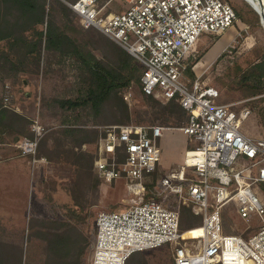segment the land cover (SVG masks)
I'll return each mask as SVG.
<instances>
[{
    "label": "built area",
    "instance_id": "obj_1",
    "mask_svg": "<svg viewBox=\"0 0 264 264\" xmlns=\"http://www.w3.org/2000/svg\"><path fill=\"white\" fill-rule=\"evenodd\" d=\"M115 1L75 0L68 4L85 28L99 29L138 59L143 66L142 89L147 94L174 99L189 112L188 123L181 129L196 145L187 150L181 169L166 176L162 184L181 191L182 182L190 181L188 200L203 217V231L181 238L180 211L156 198L142 199L124 210H102L96 217L92 264H126L134 252L165 244L173 245L175 264H227L228 254H232L233 264H264V199L255 190L264 183V138L242 131L252 113L249 105L236 109L234 104L222 103L218 88L186 76L197 39L235 25L233 4L229 0H121L122 9H112ZM11 107L8 96L0 105V127L2 110ZM30 129L32 136L19 138L15 145L22 155L35 156L48 129L37 117ZM167 129L134 124L105 129L95 162L99 176L110 182L119 177L143 180L152 174ZM240 154L251 160V166L231 172L229 168ZM187 168L193 169L196 179L186 177ZM173 184H180V190ZM131 191L145 195L147 189L141 185L139 192ZM232 200L249 230L255 229L252 234L225 233L222 207ZM188 241L195 243L189 245Z\"/></svg>",
    "mask_w": 264,
    "mask_h": 264
},
{
    "label": "rangeland",
    "instance_id": "obj_2",
    "mask_svg": "<svg viewBox=\"0 0 264 264\" xmlns=\"http://www.w3.org/2000/svg\"><path fill=\"white\" fill-rule=\"evenodd\" d=\"M65 1L67 3L70 2L68 0ZM229 1L233 4L234 8L240 9L251 22H248L243 15H237L235 25L227 31L219 33V36L214 37L209 33L202 34L195 44V49L199 52L197 59L191 64L193 77L189 75L188 70L186 76L191 80L199 79L204 83L218 88L220 91L219 100L222 103L234 104L236 109L245 104L249 105L252 113L243 122L242 131L254 138H264V84L261 88H252L239 80L243 70H247L257 62L264 60V25L261 20V15L250 2L247 0ZM122 3L121 0L115 1L112 3V9H119V5ZM75 13L73 14V18L76 22H79L77 18L78 14L76 13V15ZM88 31L94 38V43H91L92 50L100 59L108 62V64L115 65L117 63V58L114 56L111 47H124L103 34L97 28H91ZM229 33H233V37L221 51L219 50L220 52L218 51L219 53L217 52L215 56H211L209 59L210 51L215 47L218 41H221L220 39L224 35L226 36ZM225 39L224 41L228 40L227 38ZM224 52L226 53L220 57ZM201 61L204 62V65L200 70H197L196 65ZM61 68L63 67H59V65H53L49 68L46 62L41 74H28L22 71L17 76H11L4 81L1 80L0 77V105L3 104V100L6 97L10 96L12 107L7 109H19L18 105L19 102L21 103L22 98L24 96L25 98H29L34 109L31 113L32 115L29 116V126H31L33 118L37 117L48 129L41 140L47 135H55L54 137L56 139L53 145L55 147L52 149V152L50 151V153L54 155V158L58 156L66 160L67 155H69L71 161L75 164L74 154L82 153L86 155V162L90 161L91 165L93 162V168H82L79 169L80 173L78 172L80 180L85 181V183L83 182V184L81 183L78 185V192L80 198L85 203L84 212L87 213V217L84 219L85 221H83L85 223L81 225V228L84 230V236L89 239L86 249L83 253L81 252L82 257L80 256V264H92L97 213L102 210H124L142 199L148 200L156 198L164 203V205L178 209L179 211L184 206L183 221L181 219V223L183 226H191L183 230L184 235L182 238L192 235V232L186 231L202 225L203 217H196L189 209L190 206L193 207V203L188 200V186L190 181L185 180L182 184L180 183L182 186L180 184H173V186H176L179 190L181 186V191L165 188L162 184V180L166 176L181 169L183 163L178 165L175 158L179 155L177 150L185 145L186 139L189 140V145L192 143V146L188 150L193 149L196 145L191 137L181 129L187 120H189V112H186L185 116L176 113L175 116L173 115L168 121V119H166L168 115L163 112V109L165 106L170 105L169 101L155 95L152 97L145 95L141 88V82H133L128 89L122 90L117 96L107 101L98 116L93 115V118L89 120L90 124L98 128L99 136L94 141L89 142V147H86L87 149L82 151L83 144H78L75 138H72L73 136L65 137L60 133L63 127H61V113L59 108L52 107L45 109L42 106V99L45 96L62 93L70 94L69 85L73 82L77 83L80 71L75 65L74 71L70 72H66L65 68ZM27 83L28 85H26ZM75 95H77V93H75ZM129 124L140 126L161 125L168 127L162 135L163 137L167 135V132H172L170 137L166 136L167 139L165 138L168 147L165 146V148L162 149V155L156 170L152 174L145 176L143 180L132 181L126 177H119L110 182H105L99 176L95 165L100 154V138L108 127ZM3 133L5 132L1 126L0 140L3 143L2 145L5 144V136H3ZM15 133L19 138H21V135L22 137L30 136V134H20L21 132L19 131ZM162 137L160 140L161 147ZM65 140L71 143H67ZM60 143L62 145H60ZM65 150H67V152H65ZM61 152L64 153L59 154ZM38 154L39 152H37L36 155ZM163 163L165 164L164 166H167L166 169L165 167L164 169L162 168ZM251 163L248 157L240 154L229 169L231 172H236L251 166ZM74 171L73 169V172ZM186 177L190 180L197 178L192 168H187ZM86 178H88V184H86ZM141 185L142 187H146L147 193L145 192L144 195L141 191V194L135 195L131 190L135 189L139 192ZM235 186L236 185L232 186V188H235ZM255 190L260 198L264 199V186L261 184ZM185 207L188 208L186 212H184ZM222 215L225 233L248 236L255 231V229L249 230V223L239 214L237 202L234 200L229 201L222 207ZM198 233V230L193 231L195 235H198ZM7 239L25 244V264H45L47 254L45 253V249L42 248L41 245L39 246L41 243H34L31 240H26V242L23 243V238L19 239L16 235H8ZM84 242L85 240L80 241V246ZM187 243L190 245L195 242L188 241ZM142 252L145 255V260H141L136 264H175L173 256L174 249L171 244H165L159 248L148 249Z\"/></svg>",
    "mask_w": 264,
    "mask_h": 264
},
{
    "label": "trees",
    "instance_id": "obj_3",
    "mask_svg": "<svg viewBox=\"0 0 264 264\" xmlns=\"http://www.w3.org/2000/svg\"><path fill=\"white\" fill-rule=\"evenodd\" d=\"M235 10L238 16L243 15L248 22H251L240 9L235 8ZM74 13L73 8L65 0H17L14 2L0 0V77L4 81L11 76H17L22 71L28 74H41L46 62L47 67L59 65L65 68L66 72L74 71L75 65L80 71L79 81L71 82L70 94L45 96L42 99V106L45 109L59 108L61 127H63L60 133L65 137L73 136L72 138H75L78 144H82L84 141H94L99 136L98 128L90 124L89 120L93 118V115L98 116L104 104L111 98L117 96L122 90L128 89L133 82H141L143 66L124 48L115 46L111 47L117 58L115 65L100 59L91 48L94 38L88 31L95 27L85 28L76 13L79 22L74 20ZM210 35L216 37L220 34ZM198 52L194 48L188 57V73L192 77L191 64L197 59ZM225 53H222L220 57ZM239 80L248 87L261 88L264 84V60L243 70ZM142 91L147 96H154L147 94L143 89ZM169 103L170 105L163 109V112L168 115L166 118L168 121L176 113L185 116L188 112L174 99ZM3 114L11 125L16 127L17 132L32 136L28 128L30 120L27 117L7 108L2 110L1 119ZM187 123L188 120L185 125ZM16 137L15 140L19 138ZM44 140L45 138L39 144V155H41L40 149ZM62 153L64 152L59 154ZM49 157L53 158V155ZM85 157L86 155L82 153L74 154L79 173V169L91 167V162H86ZM262 185L264 186V183ZM77 201L79 209L76 214L73 213V217L77 215L78 220L83 222L87 217V213L84 212L85 203L80 196ZM183 207L180 210L182 221ZM189 209L196 217H202L193 207L190 206ZM186 211L188 208L185 207L184 212ZM61 224L64 227L72 225L69 221L61 222ZM189 226H183L181 223V230H186ZM47 236L50 239L44 248L47 254L45 264H80V256L89 242L88 237L81 235L78 243L67 241L70 235L66 233L59 237L60 235L56 232H48ZM84 240L85 242L80 246V241ZM25 253V247L0 239V264H25ZM141 260H145V255L142 251H137L128 258L127 264H136Z\"/></svg>",
    "mask_w": 264,
    "mask_h": 264
},
{
    "label": "crops",
    "instance_id": "obj_4",
    "mask_svg": "<svg viewBox=\"0 0 264 264\" xmlns=\"http://www.w3.org/2000/svg\"><path fill=\"white\" fill-rule=\"evenodd\" d=\"M228 41L223 44L221 50ZM18 107L19 109L12 110L28 119L34 111L33 104L25 96L21 103L19 102ZM1 126L5 132L3 133L5 144L0 146V239L25 247V244L19 241L7 239L8 235H16L19 239L23 238V243L26 240H31L34 243H41L39 246L45 248L50 239L47 233L56 232L60 235L59 237L66 233L70 235L66 239L67 241L79 243V237L84 235L81 225L85 222L79 221L77 215L73 217V213L76 214L79 209L78 185L85 181L80 180L78 163L74 164L69 155L66 160L59 157L54 158V155L53 158L49 157L52 155L50 151L52 152L55 147L53 145L56 139L55 135L51 133L45 137L41 145V155H22L15 145L17 142L15 140L16 127L11 125L4 114ZM28 128H30L29 125ZM171 133V131L167 132V135L162 137V149L165 146L168 147L166 139L171 136ZM189 143V140L186 139L185 145L180 149L177 148L179 155L175 161L178 165L183 163L187 150L192 146V143L191 145ZM82 144V151H85L86 147L90 145L88 141H84ZM164 165L163 163L162 168L166 169L167 166ZM91 168H93V162ZM86 184H88V178H86ZM65 221L71 222L72 225L64 227L61 222ZM93 242L95 244V240Z\"/></svg>",
    "mask_w": 264,
    "mask_h": 264
},
{
    "label": "bare ground",
    "instance_id": "obj_5",
    "mask_svg": "<svg viewBox=\"0 0 264 264\" xmlns=\"http://www.w3.org/2000/svg\"><path fill=\"white\" fill-rule=\"evenodd\" d=\"M253 5L254 6H256V8L258 9V12L260 13H262V15H263V18H264V0H254L253 1ZM233 33H230L229 35H227V36H225L223 39H221V41H218V43L215 45V47L210 51L211 53L209 54V59L211 58V56H215V54L219 51V50H221V48H222V46H223V44H225L224 42H226V41H224V40H226L225 38H227L228 40H230L233 36ZM204 65V62L203 61H201L200 63H198L197 65H196V69L197 70H200V68L202 67ZM195 230H198L199 231V233H198V235H200V234H202V225H200L199 227H197V228H194V229H190V230H187L186 232H192V234H193V231H195ZM184 234L182 233V235H181V238H182V236H183ZM180 238V239H181ZM179 239V240H180ZM227 261H228V263L227 264H233V262H232V254H228L227 255Z\"/></svg>",
    "mask_w": 264,
    "mask_h": 264
},
{
    "label": "water",
    "instance_id": "obj_6",
    "mask_svg": "<svg viewBox=\"0 0 264 264\" xmlns=\"http://www.w3.org/2000/svg\"><path fill=\"white\" fill-rule=\"evenodd\" d=\"M247 1L250 2V4H252V6L258 11V9L256 8V6L253 5V1H254V0H247ZM258 13H259V12H258ZM259 14L261 15V20H262V23H263V25H264V18H263V15H262L261 12H260Z\"/></svg>",
    "mask_w": 264,
    "mask_h": 264
}]
</instances>
